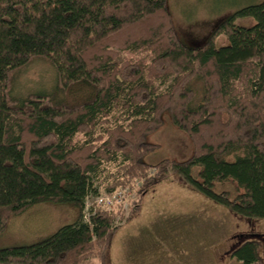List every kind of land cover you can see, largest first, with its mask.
I'll return each instance as SVG.
<instances>
[{
  "label": "trees",
  "instance_id": "trees-1",
  "mask_svg": "<svg viewBox=\"0 0 264 264\" xmlns=\"http://www.w3.org/2000/svg\"><path fill=\"white\" fill-rule=\"evenodd\" d=\"M36 61L54 86L21 94L18 76ZM166 112L194 151L150 164L147 136ZM153 167L264 218V0L196 42L180 35L169 0H0V233L36 204L78 212L43 239L0 247V264H104L122 202L89 200L148 181ZM260 245L244 239L230 253L264 264Z\"/></svg>",
  "mask_w": 264,
  "mask_h": 264
},
{
  "label": "rangeland",
  "instance_id": "rangeland-1",
  "mask_svg": "<svg viewBox=\"0 0 264 264\" xmlns=\"http://www.w3.org/2000/svg\"><path fill=\"white\" fill-rule=\"evenodd\" d=\"M252 1L256 0H169V4L182 38L196 42L204 40L220 21ZM225 40L223 34L217 37L219 43ZM53 86V71L43 61L24 69L16 82L21 94ZM147 139L157 143L144 156L150 164L163 159L185 160L194 151L191 135L175 126L168 112L163 124ZM155 169L152 168L148 181L137 180L120 196L122 207L117 223L121 226L110 240L104 264H220L219 257L227 254V258L238 262L230 253L233 246L244 239H259L252 233L264 236V218L236 215L188 184L175 169L159 175ZM141 188H146V192L140 199ZM105 194L90 199L88 206L108 207L99 202ZM77 213L72 204H36L10 217L7 229L0 233V247L43 239L73 222ZM260 254L264 261V242ZM150 257H155L154 261ZM94 263L103 264L99 258Z\"/></svg>",
  "mask_w": 264,
  "mask_h": 264
},
{
  "label": "built area",
  "instance_id": "built-area-1",
  "mask_svg": "<svg viewBox=\"0 0 264 264\" xmlns=\"http://www.w3.org/2000/svg\"><path fill=\"white\" fill-rule=\"evenodd\" d=\"M124 194V191L123 190H118L116 191L114 194L112 195H102L100 198H99V202L102 203V204H105L107 205L108 207H113L116 205V203L120 202L121 201V198L120 196H122ZM107 201V202H106Z\"/></svg>",
  "mask_w": 264,
  "mask_h": 264
},
{
  "label": "crops",
  "instance_id": "crops-1",
  "mask_svg": "<svg viewBox=\"0 0 264 264\" xmlns=\"http://www.w3.org/2000/svg\"><path fill=\"white\" fill-rule=\"evenodd\" d=\"M228 255V254H227ZM227 255L226 256H223L222 258L219 257V263L220 264H242L240 261L238 262H233L234 260H231L229 258H227ZM219 256H221V254H219ZM214 257V256H213ZM150 259L154 261L155 257H150ZM153 264H156L155 262H153ZM168 264H171L170 262Z\"/></svg>",
  "mask_w": 264,
  "mask_h": 264
},
{
  "label": "flooded vegetation",
  "instance_id": "flooded-vegetation-1",
  "mask_svg": "<svg viewBox=\"0 0 264 264\" xmlns=\"http://www.w3.org/2000/svg\"><path fill=\"white\" fill-rule=\"evenodd\" d=\"M252 234H254V236H256V235H259V233H252ZM262 235V234H261ZM261 235H259L258 237H259V242H264V236H261ZM257 239V238H256Z\"/></svg>",
  "mask_w": 264,
  "mask_h": 264
},
{
  "label": "water",
  "instance_id": "water-1",
  "mask_svg": "<svg viewBox=\"0 0 264 264\" xmlns=\"http://www.w3.org/2000/svg\"><path fill=\"white\" fill-rule=\"evenodd\" d=\"M257 236H259V235H257Z\"/></svg>",
  "mask_w": 264,
  "mask_h": 264
}]
</instances>
